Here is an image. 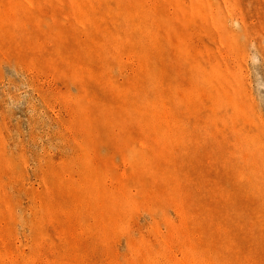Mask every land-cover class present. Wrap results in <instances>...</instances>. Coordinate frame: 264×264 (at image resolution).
Here are the masks:
<instances>
[{
  "label": "rangeland",
  "instance_id": "rangeland-1",
  "mask_svg": "<svg viewBox=\"0 0 264 264\" xmlns=\"http://www.w3.org/2000/svg\"><path fill=\"white\" fill-rule=\"evenodd\" d=\"M0 264H264V0H0Z\"/></svg>",
  "mask_w": 264,
  "mask_h": 264
}]
</instances>
